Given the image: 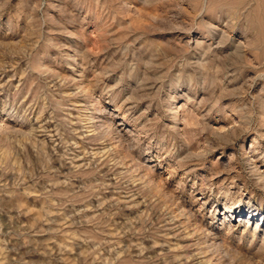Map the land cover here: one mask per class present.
<instances>
[{
	"label": "rangeland",
	"instance_id": "1",
	"mask_svg": "<svg viewBox=\"0 0 264 264\" xmlns=\"http://www.w3.org/2000/svg\"><path fill=\"white\" fill-rule=\"evenodd\" d=\"M238 36L190 0H0V264H264Z\"/></svg>",
	"mask_w": 264,
	"mask_h": 264
},
{
	"label": "clouds",
	"instance_id": "2",
	"mask_svg": "<svg viewBox=\"0 0 264 264\" xmlns=\"http://www.w3.org/2000/svg\"><path fill=\"white\" fill-rule=\"evenodd\" d=\"M190 4L201 19L220 16L236 22L241 63L250 53L264 58V0H190Z\"/></svg>",
	"mask_w": 264,
	"mask_h": 264
},
{
	"label": "bare ground",
	"instance_id": "3",
	"mask_svg": "<svg viewBox=\"0 0 264 264\" xmlns=\"http://www.w3.org/2000/svg\"><path fill=\"white\" fill-rule=\"evenodd\" d=\"M255 167V166H254ZM256 168V167H255ZM263 218V217H262Z\"/></svg>",
	"mask_w": 264,
	"mask_h": 264
}]
</instances>
